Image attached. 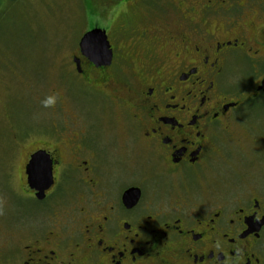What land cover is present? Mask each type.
I'll return each instance as SVG.
<instances>
[{"label": "flooded vegetation", "instance_id": "obj_1", "mask_svg": "<svg viewBox=\"0 0 264 264\" xmlns=\"http://www.w3.org/2000/svg\"><path fill=\"white\" fill-rule=\"evenodd\" d=\"M86 2L62 89L41 101L53 120L11 138L27 150L4 179L0 264H264V176L196 180L264 119V0ZM92 28L110 60L82 50Z\"/></svg>", "mask_w": 264, "mask_h": 264}, {"label": "rangeland", "instance_id": "obj_2", "mask_svg": "<svg viewBox=\"0 0 264 264\" xmlns=\"http://www.w3.org/2000/svg\"><path fill=\"white\" fill-rule=\"evenodd\" d=\"M92 1L91 7L95 4ZM86 4V0H0V95L6 101L4 123H0V207L3 203L9 206L4 179L14 178V170L18 176L27 150V142H20L24 144L14 155L11 138L35 123L53 120L55 112L43 103L53 87L62 89L59 64L68 58L77 35L87 24L90 3ZM68 105L64 104L66 112ZM254 106L264 112V101L258 100ZM258 127L248 130L247 136L227 135L222 139L206 170L196 178L198 185L226 189L236 187L244 174L263 177V118Z\"/></svg>", "mask_w": 264, "mask_h": 264}, {"label": "water", "instance_id": "obj_3", "mask_svg": "<svg viewBox=\"0 0 264 264\" xmlns=\"http://www.w3.org/2000/svg\"><path fill=\"white\" fill-rule=\"evenodd\" d=\"M80 45L82 50L93 61H108L111 58V50L109 49L105 32L100 28H92L85 32L80 39ZM258 89L262 90L264 94V77L262 78Z\"/></svg>", "mask_w": 264, "mask_h": 264}]
</instances>
